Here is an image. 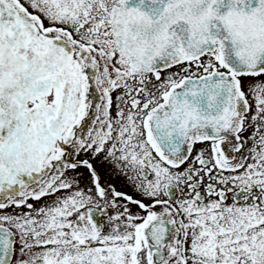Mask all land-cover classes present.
<instances>
[{"label":"snow or ice","instance_id":"1","mask_svg":"<svg viewBox=\"0 0 264 264\" xmlns=\"http://www.w3.org/2000/svg\"><path fill=\"white\" fill-rule=\"evenodd\" d=\"M0 264H264V0H0Z\"/></svg>","mask_w":264,"mask_h":264}]
</instances>
